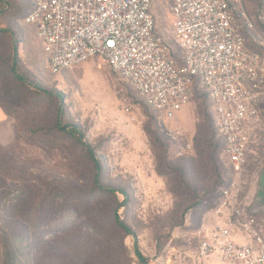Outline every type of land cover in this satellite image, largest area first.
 I'll return each instance as SVG.
<instances>
[{"label": "rangeland", "instance_id": "obj_1", "mask_svg": "<svg viewBox=\"0 0 264 264\" xmlns=\"http://www.w3.org/2000/svg\"><path fill=\"white\" fill-rule=\"evenodd\" d=\"M2 1L10 8L0 10V28L10 30L18 42L20 72L55 98V101L50 99L43 113L49 116L58 106L61 128H66L67 134L54 131L46 137L44 133L34 135L27 128L23 129L20 138L6 147L0 146V175L8 178L32 174L51 187L64 185L63 182L70 179L69 204L74 206L81 200H88L89 210H92L91 222L75 209L54 212L42 220L44 230H66L81 224L86 227V233L92 228L108 229L109 223L104 217L112 209L111 200H94L85 188L91 172L70 134L79 128L83 140L95 150L103 164V184L124 193L116 195L118 204L123 205L119 215L136 235L125 238L123 245L118 239L106 247V253L97 254L95 260L99 264H221L217 260L198 258L203 226L213 215L219 203L220 188L226 184L230 172L207 93L197 86L191 104L174 120H168L164 113L147 107L131 84L113 72L101 58H92L54 75L46 65L37 26L25 21L34 0ZM261 10V0L247 3L249 18L258 29L250 28L239 15L234 16V24L246 48L260 56L264 73ZM153 13L157 35L181 64L184 52L169 33L174 20L172 0H153ZM260 98V114L249 126L252 139L256 141L258 132L264 130V94ZM177 130L185 135L179 142L170 137V133ZM185 142L191 149L181 152L178 143ZM262 144L258 155L255 154L257 143L251 145L254 150L252 170L264 157V141ZM69 169L74 178L65 177L64 180L63 175L67 176ZM72 183L74 186L78 183L83 193L74 191ZM6 184L12 189L18 186L7 180ZM10 217L0 205V228L9 226ZM16 220L14 217L13 225ZM39 224L37 222L36 228ZM33 235L35 231L32 230L30 236ZM135 240L145 258L144 263L136 255ZM95 244L96 241L91 242L92 247ZM58 248L59 244H53L52 264H66ZM0 264H3L1 246Z\"/></svg>", "mask_w": 264, "mask_h": 264}, {"label": "built area", "instance_id": "obj_2", "mask_svg": "<svg viewBox=\"0 0 264 264\" xmlns=\"http://www.w3.org/2000/svg\"><path fill=\"white\" fill-rule=\"evenodd\" d=\"M249 1L172 0L169 33L184 52L181 64L156 33L153 0H34L25 17L37 26L54 75L101 58L168 120L191 104L197 86L207 93L230 172L212 211L217 223L203 226L198 258L221 264H264V231L245 196L248 156L256 142L249 126L260 114L264 73L260 56L246 48L234 24L239 15L258 29L248 15ZM170 137L179 142L185 135L177 130ZM178 147L191 149L187 142Z\"/></svg>", "mask_w": 264, "mask_h": 264}, {"label": "trees", "instance_id": "obj_3", "mask_svg": "<svg viewBox=\"0 0 264 264\" xmlns=\"http://www.w3.org/2000/svg\"><path fill=\"white\" fill-rule=\"evenodd\" d=\"M9 8L7 3L0 0L1 11ZM51 97L49 91L40 88L20 72L18 42L10 30L0 28V108L14 121L16 138H20L21 131L26 128L30 134L44 133L46 137H50L54 131L67 134L66 128H61L59 107L56 106L58 101L54 102L57 104L51 115L46 116L43 113L48 102L50 104V99L55 101ZM70 134L91 172V179L85 184V188L93 195L94 200H111L112 209L104 217L109 223L108 229L97 231L92 228L91 232L86 233V227L81 224L66 230H44L41 222L45 217L69 208L75 209L82 218L91 222L92 210H89V201L81 200L74 206L69 204L70 179H67V183L63 182L64 185L51 187L49 183L36 179L32 174L8 178L0 175V205H3L4 213L11 216L7 223L9 226L0 228L3 264H27L28 261L29 264H52L53 244L60 245L58 249L61 257L67 260L66 264H99L95 256L106 253V247L118 242V239L119 244L123 245L125 238L136 237L133 229L119 215V209L123 205L118 204L116 195L124 193L103 184V164L95 150L83 140L79 128L70 131ZM69 171L67 176L63 175L64 180L65 177L74 178L73 171ZM6 180L18 186L12 189L6 184ZM72 186L74 191L83 193L78 183L76 186L72 183ZM14 217L17 220L13 225ZM37 222L40 224L36 228ZM32 230L35 235L30 236ZM93 241L97 242L95 247L91 246ZM134 245L136 255L144 263L145 258L137 248L136 240Z\"/></svg>", "mask_w": 264, "mask_h": 264}, {"label": "crops", "instance_id": "obj_4", "mask_svg": "<svg viewBox=\"0 0 264 264\" xmlns=\"http://www.w3.org/2000/svg\"><path fill=\"white\" fill-rule=\"evenodd\" d=\"M16 134L14 121L0 108V146L6 147L13 143L16 139ZM257 135L258 139L255 142L257 143L255 150L256 155H258L263 149L262 141H264V130H262V132H258ZM253 153L254 150L251 148L246 168L245 196L246 202L250 207V212L256 216L260 229L264 231V157L262 161H260L259 166H257L255 170H252L253 166L251 159ZM216 223V218L213 215H210V219L207 224L214 225ZM234 237L237 241L243 240V238L238 235Z\"/></svg>", "mask_w": 264, "mask_h": 264}]
</instances>
